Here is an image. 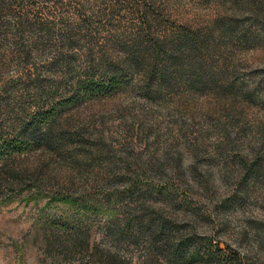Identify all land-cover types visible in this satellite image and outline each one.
Segmentation results:
<instances>
[{
	"label": "rangeland",
	"instance_id": "rangeland-1",
	"mask_svg": "<svg viewBox=\"0 0 264 264\" xmlns=\"http://www.w3.org/2000/svg\"><path fill=\"white\" fill-rule=\"evenodd\" d=\"M7 1L0 264H264V0Z\"/></svg>",
	"mask_w": 264,
	"mask_h": 264
},
{
	"label": "trees",
	"instance_id": "trees-1",
	"mask_svg": "<svg viewBox=\"0 0 264 264\" xmlns=\"http://www.w3.org/2000/svg\"><path fill=\"white\" fill-rule=\"evenodd\" d=\"M8 1L6 0V3L4 0H0V38L6 33L7 31V23L4 20V14L8 12ZM17 28H21V22H18ZM194 41L193 40H188L184 41L183 44L187 49L193 50L194 44H192ZM113 79V78H112ZM110 79L109 82L107 83L109 87H114L117 85L115 82V79L112 80ZM159 79H164V74L162 72H159ZM48 116L44 117V125L45 128H40L39 125H37L35 122L33 125H35L36 131L31 134L30 136H25V138H18L15 137L13 139H9L6 141H1L0 142V159H8L12 158L14 154L20 155L23 151L26 152L29 148L32 147L35 143H41L45 146H51L53 135L55 133V129L50 126L51 123L47 122L48 121ZM8 177L10 178H16L13 175L8 174ZM143 221H140L139 224L141 225ZM155 220L151 221V227H154L155 233H160L161 235L165 233H171L173 232L172 228L168 226L165 222L161 223H154ZM138 224V223H137ZM141 229V227L139 226Z\"/></svg>",
	"mask_w": 264,
	"mask_h": 264
}]
</instances>
